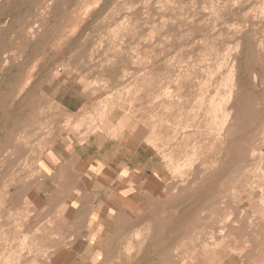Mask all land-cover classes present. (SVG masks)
Segmentation results:
<instances>
[{
  "label": "rangeland",
  "instance_id": "1",
  "mask_svg": "<svg viewBox=\"0 0 264 264\" xmlns=\"http://www.w3.org/2000/svg\"><path fill=\"white\" fill-rule=\"evenodd\" d=\"M114 119L163 181L88 246L42 169ZM0 264H264V0H0Z\"/></svg>",
  "mask_w": 264,
  "mask_h": 264
},
{
  "label": "crops",
  "instance_id": "2",
  "mask_svg": "<svg viewBox=\"0 0 264 264\" xmlns=\"http://www.w3.org/2000/svg\"><path fill=\"white\" fill-rule=\"evenodd\" d=\"M119 126L114 119L107 131L98 130L86 139L65 137L56 150L57 161L45 162L48 169H42L44 185L54 188L58 202H77L85 209L75 217L80 223L74 227H80L73 233L88 246L100 242L117 220L128 219V212L139 207L140 196L155 193L163 181L164 165L152 147L144 146L142 134Z\"/></svg>",
  "mask_w": 264,
  "mask_h": 264
},
{
  "label": "bare ground",
  "instance_id": "3",
  "mask_svg": "<svg viewBox=\"0 0 264 264\" xmlns=\"http://www.w3.org/2000/svg\"><path fill=\"white\" fill-rule=\"evenodd\" d=\"M239 47H240V46H239ZM228 110H229V109H228ZM228 110H227V111H228ZM230 110H231V109H230ZM230 110H229V111H230ZM229 111H228V112H229ZM232 111H233V110H232ZM232 111H230V112H232ZM228 114H230V113H228ZM225 116H226V115H225ZM229 116H230V115H229ZM223 117H224V115H223ZM227 117H228V115H227ZM228 118H229V117H228ZM226 119H227V118H226ZM223 120H225V119H223ZM229 120H230V118H229ZM227 122H228V121H227ZM225 125H226V124H225ZM222 126H223V125H222ZM232 128H233V127H232ZM223 129H225V128H223ZM226 129H227V128H226ZM225 131H226V130H225ZM225 131H224V132H225ZM221 133H222V132H221ZM222 134H223V133H222ZM221 136H222V135H221ZM225 136H226V135H225ZM223 138H224V137H223ZM223 138H222V139H223ZM220 141H221V140H220ZM84 142H85V141H84ZM224 144H225V143H224ZM223 149H225V148H223ZM260 156H261V155H260ZM220 164H221V163H220ZM217 165H218V164H217ZM220 166H221V165H220ZM261 170H262V169H261ZM249 198H250V197H249ZM51 224H52V223H51ZM72 238H73V237H72Z\"/></svg>",
  "mask_w": 264,
  "mask_h": 264
}]
</instances>
